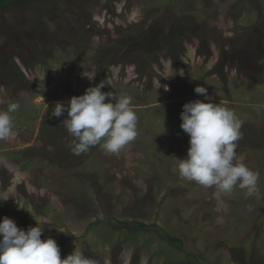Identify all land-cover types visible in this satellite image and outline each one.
Instances as JSON below:
<instances>
[{
    "label": "rangeland",
    "instance_id": "obj_1",
    "mask_svg": "<svg viewBox=\"0 0 264 264\" xmlns=\"http://www.w3.org/2000/svg\"><path fill=\"white\" fill-rule=\"evenodd\" d=\"M101 81L132 98L138 135L118 153L73 155L55 104ZM197 86L242 122L235 151L259 173L252 196L181 178L190 137L180 116L204 100ZM10 103L0 222L39 223L61 259L77 249L94 264H264V0L10 2L0 7V110Z\"/></svg>",
    "mask_w": 264,
    "mask_h": 264
},
{
    "label": "clouds",
    "instance_id": "obj_2",
    "mask_svg": "<svg viewBox=\"0 0 264 264\" xmlns=\"http://www.w3.org/2000/svg\"><path fill=\"white\" fill-rule=\"evenodd\" d=\"M105 84L101 81L83 95L55 104L52 116L59 118L67 113L68 118L62 124L75 138L70 148L73 155L87 153L98 145L106 152L118 153L138 135L132 98L103 92ZM194 91L204 100L183 105L180 127L190 137V147L185 159H177L181 178L205 187L215 186L220 193H230L238 184L252 196L258 191L259 173L241 162L235 151L242 122L233 110L213 102L206 87L197 86ZM18 109V103H10L6 110H0V140L14 134L11 114ZM8 199L6 195L2 197V201ZM43 232L39 223L24 230L5 216L0 222V264H94L77 249L61 259L56 240L50 237L42 240Z\"/></svg>",
    "mask_w": 264,
    "mask_h": 264
},
{
    "label": "trees",
    "instance_id": "obj_3",
    "mask_svg": "<svg viewBox=\"0 0 264 264\" xmlns=\"http://www.w3.org/2000/svg\"><path fill=\"white\" fill-rule=\"evenodd\" d=\"M13 1H21V0H0V7H3V6H6L8 5L10 2H13ZM139 39V38H138ZM143 41V40H142ZM139 227H147L146 225L144 224H141L139 223ZM167 239L172 242V243H175V242H180L181 243V240L178 239V238H174V237H171L169 235L166 236Z\"/></svg>",
    "mask_w": 264,
    "mask_h": 264
}]
</instances>
